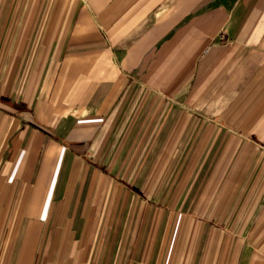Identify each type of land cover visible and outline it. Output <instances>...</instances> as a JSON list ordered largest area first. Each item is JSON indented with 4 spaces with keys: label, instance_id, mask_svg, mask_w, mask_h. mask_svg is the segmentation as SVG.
Masks as SVG:
<instances>
[{
    "label": "crops",
    "instance_id": "crops-1",
    "mask_svg": "<svg viewBox=\"0 0 264 264\" xmlns=\"http://www.w3.org/2000/svg\"><path fill=\"white\" fill-rule=\"evenodd\" d=\"M262 112L264 0H0V264H264Z\"/></svg>",
    "mask_w": 264,
    "mask_h": 264
},
{
    "label": "rangeland",
    "instance_id": "rangeland-1",
    "mask_svg": "<svg viewBox=\"0 0 264 264\" xmlns=\"http://www.w3.org/2000/svg\"><path fill=\"white\" fill-rule=\"evenodd\" d=\"M15 5H16V3H15ZM232 65L233 64H230V63H224V66H222V68L219 70V72H222V73L230 72ZM249 67L252 69L253 68L259 69L262 66L254 64V65H250ZM258 69H256V70H258ZM216 84L220 85V86H218V87L210 86L209 89L213 90V91H209L210 96L207 97L206 99H203V101L201 102V105H204L207 109L213 111L214 107H215V106H213V105H215V100H214L215 95L216 94L221 95V97H220L221 100H219V103L217 106H220V108H222V112L224 114L225 110H229V106H230L232 101H239L240 99H242V97H240V92H241L242 88L241 87L237 88L235 86H234V88H232V87H230L231 82L229 83L228 81H226V82L222 81V85L219 82H217ZM259 109H261V107ZM205 115L206 114L202 115V117L207 118ZM261 115L264 118L263 112H262V114H260V117H261ZM260 117H259V121H257V123L255 124V125H257V127L251 128L248 130L249 136L248 135L247 136L251 138V144L246 145V146H244L243 144L242 145L239 144V146H238L239 158L236 161V168H238V169L255 168V167H258V164H260V162L257 164V161H256L257 157H258L257 154H261V153L264 154V128L261 127V125L264 123H262V119L260 121ZM243 131H245V130H243ZM244 135H246V134L244 133ZM178 146L182 147L181 145H178ZM160 147L166 148V146L159 145V148ZM198 149H199V146L190 142V144L186 145L184 148V152H185V150H187L189 157H188V155H184L185 159L183 161V160H181V156H180L179 159L178 158H177V160L175 159L174 164L172 163V160L171 161H165V160L159 161V165L161 164L160 168H162V166H163V168H166L167 165H168V168H171L174 165L175 169H177V168L182 169L181 167L187 168L189 166L192 167V169H195L196 167H198L199 164H200L201 168L211 167V165H213V162L208 161V158H209L208 156L213 149V145L210 146L209 150H208V146H205L204 151L205 150L207 151V154L205 155V160H203V161H200V160L192 161V160H190L189 158H190V155L192 153L200 152ZM164 152H166V151H164ZM145 179L146 178H143V180H145ZM127 181L128 182L130 181V177H127Z\"/></svg>",
    "mask_w": 264,
    "mask_h": 264
}]
</instances>
